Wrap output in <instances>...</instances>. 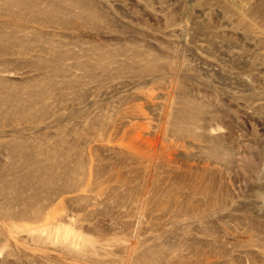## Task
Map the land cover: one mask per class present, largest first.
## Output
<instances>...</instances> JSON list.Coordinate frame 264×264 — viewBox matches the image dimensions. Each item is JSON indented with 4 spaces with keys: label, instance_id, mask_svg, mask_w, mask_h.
Here are the masks:
<instances>
[{
    "label": "rangeland",
    "instance_id": "374dc122",
    "mask_svg": "<svg viewBox=\"0 0 264 264\" xmlns=\"http://www.w3.org/2000/svg\"><path fill=\"white\" fill-rule=\"evenodd\" d=\"M0 264H264V0H0Z\"/></svg>",
    "mask_w": 264,
    "mask_h": 264
}]
</instances>
